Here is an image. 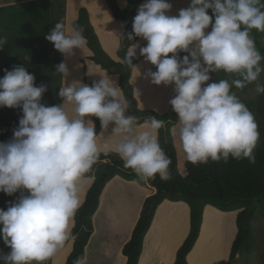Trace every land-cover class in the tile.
I'll use <instances>...</instances> for the list:
<instances>
[{
    "label": "clouds",
    "instance_id": "obj_1",
    "mask_svg": "<svg viewBox=\"0 0 264 264\" xmlns=\"http://www.w3.org/2000/svg\"><path fill=\"white\" fill-rule=\"evenodd\" d=\"M171 7L168 0H146L138 7L127 39L140 37L147 45L133 44L121 62L130 65L139 48L157 69L147 73L151 81L175 84L170 104L188 161L254 160L258 124L232 85L242 89L264 71L260 66L264 57L250 35L253 29L264 33V5L261 0H191L175 16L167 14ZM82 33V28L66 30L57 23L45 38L61 53L72 54L73 49L86 47ZM4 42L0 39V46ZM181 52L188 55L180 59ZM57 70L68 74L63 62ZM216 70L241 79L232 85L225 79L207 83L209 72ZM46 90L43 84L35 86V75L24 66L4 69L0 78V107L22 112L11 139L0 142V192L20 193L6 210L0 209V239L10 249L6 255L0 252L5 264H46L75 239L72 227L81 207L79 183L101 155L94 122L86 117L98 118L102 129L115 125L114 151L141 180L157 175L171 179V160L158 140L165 121L150 117L137 125L135 116L125 115L127 103L112 80L104 77L91 86L74 81L61 87L58 95L64 98L63 105L42 104ZM255 91L264 94V85L257 84ZM75 264H87V258Z\"/></svg>",
    "mask_w": 264,
    "mask_h": 264
},
{
    "label": "trees",
    "instance_id": "obj_2",
    "mask_svg": "<svg viewBox=\"0 0 264 264\" xmlns=\"http://www.w3.org/2000/svg\"><path fill=\"white\" fill-rule=\"evenodd\" d=\"M141 1L126 0L127 6L121 9L116 0H105L113 18L123 27L116 49L117 60L112 58L102 47L85 7L78 9L77 17L71 21V26L73 29H83L82 34L87 41L86 47L90 51L89 59L105 74L117 76V86L121 89L123 99L127 103L126 112L129 116L137 118V125L143 124L150 117L165 121V126L158 132V140L171 160L169 165L171 179L162 180L157 175L147 181L141 180L133 169L124 166L123 160L114 150H101L97 163L85 176L92 178V183L84 194L81 207L76 212L72 227V235L75 239H70L72 241L71 250L62 264H75L78 259L85 257V247L93 233V217L99 207L100 194L107 182L115 176L154 188L153 193L144 199L130 239L122 247V254L127 258L125 264H139L145 235L151 227L157 207L164 200L183 202L189 211L188 232L177 247L171 264H188L187 255L199 239L206 206H211L221 212L237 211L235 217L236 235L231 244L228 259L212 263L230 264L237 254L243 250L251 249V220L255 215L254 203L264 204V94L255 100H245L236 93L249 110L252 113L255 112L253 115L258 124L260 138L253 150L254 160L229 157L227 161L223 159L220 161L209 160L207 163L200 164H193L187 158L180 161L173 135L178 118L171 104L169 103L168 109L164 113L138 107L131 75L133 67L143 56L139 52L138 57L132 58L130 65L121 62L124 60L128 48L137 40L142 39L135 36L132 40L127 39V35L132 33L133 18L137 14ZM261 5H264V0H261ZM52 6L51 0H31L0 6V39L5 41L0 46V78L4 76V69L12 70L14 66H24L30 74L35 75V86L39 87L43 83L45 86H55L54 81L49 79V76L53 74L51 73L53 69L51 68L49 41L45 37L51 33L57 23L61 22L58 20V13L59 8L63 6H57L58 10L53 12ZM209 15H212L211 10H209ZM54 17L57 18L55 22ZM261 34L262 32L254 29L250 31L257 50L264 57V47L260 40ZM185 55L188 53L181 52L179 58L182 59ZM189 58L191 59V57ZM141 61L144 62L145 58ZM151 69L152 72L157 70L154 65ZM210 72L215 82L227 79L231 81L230 85H232L233 80L241 79L238 74L225 73L222 70ZM136 75L135 73L133 79ZM249 85L246 84L242 89L232 85V91L245 92ZM60 88H56L58 104L63 99L58 95ZM47 93L46 90L41 98V103L44 105L48 104ZM175 95L174 91L171 99ZM21 116L22 112L18 108L0 107V142L11 139L13 129L18 126ZM90 118L94 122L97 134H99L102 129L100 120L96 117ZM19 195L20 193H16L13 196H7L0 192V209L6 210L8 203L14 201ZM224 215L222 213V216ZM228 236L222 238L223 242L227 244L230 243ZM0 252L5 255L10 252L2 239H0ZM0 264H5V261L0 259Z\"/></svg>",
    "mask_w": 264,
    "mask_h": 264
},
{
    "label": "crops",
    "instance_id": "obj_3",
    "mask_svg": "<svg viewBox=\"0 0 264 264\" xmlns=\"http://www.w3.org/2000/svg\"><path fill=\"white\" fill-rule=\"evenodd\" d=\"M31 0H0V6L16 4ZM52 2L59 3V0H51ZM66 7V20L65 29H70L71 21L76 14V10H71L70 0H64ZM191 1V0H189ZM126 0L120 1L119 7H125ZM73 6L78 7L77 10L84 5L86 6L91 23L97 33L104 50L112 57H116V49L118 46L119 34L123 30V27L115 21L109 8L105 5L103 0H74ZM53 5V3H52ZM108 8V9H107ZM107 19L105 20V18ZM99 19V23L97 21ZM105 20V24L102 25L101 20ZM141 41L140 43H138ZM134 44H140V47L146 46L147 41L140 39ZM132 46V45H131ZM138 50V48H137ZM63 57L66 61V67L68 70L67 76H64V82L68 79H74L76 81L84 82L83 65H79L77 58H84L90 55V51L87 47L83 49H73L72 54L63 53ZM142 57L133 67L131 79L136 72L139 73L138 77L133 80L139 81V85L145 86L146 76L145 72L152 64ZM95 64V63H94ZM89 65V64H88ZM96 65V64H95ZM93 65L91 68L95 76L107 77L109 75H103L102 71L97 65ZM151 69V68H150ZM100 70V71H99ZM73 71V73H71ZM103 72V71H102ZM104 73V72H103ZM114 79H117L116 75H111ZM89 78H92L89 76ZM84 84V83H83ZM117 84V81H116ZM91 86V85H88ZM170 100L167 104L159 102L160 111L166 109L169 106ZM125 115L129 116L125 111ZM91 120V118H90ZM114 124L110 123L107 129H101L98 135V140H104L103 147L106 144L111 145L110 150H114V146L117 137L113 133ZM105 150V149H104ZM92 180L89 177H84L79 183L80 199L81 202L84 198V194L90 186ZM154 188L152 186H142L136 181L125 180L119 176L113 177L107 182L100 194L99 207L93 217V233L91 234L89 241L85 247V257L87 258V264H93L94 262H106L107 264H125L126 256L122 254L123 245L130 239L132 230L138 220L142 203L144 199L152 194ZM213 210L219 214L218 222V234H221V226L227 221H231L233 232L236 230L234 227L236 211L221 212L211 206H206L203 212V226H201L200 235L205 225L207 210ZM222 213L223 216L222 221ZM227 217V218H224ZM222 222V223H221ZM189 227V211L188 207L183 202H172L164 200L156 209L151 227L144 238L143 251L141 253L139 264H171L175 257L177 247L180 245L184 237L188 232ZM203 227V228H202ZM223 231V229H222ZM69 240L66 245L61 248L56 255L51 258L46 264H62L71 250V243ZM193 250V248H192ZM187 255L188 264H190V254ZM229 248L226 249L225 256H216L213 258L204 259L201 264H211L212 261L218 258L228 257ZM216 262V261H215Z\"/></svg>",
    "mask_w": 264,
    "mask_h": 264
},
{
    "label": "rangeland",
    "instance_id": "obj_4",
    "mask_svg": "<svg viewBox=\"0 0 264 264\" xmlns=\"http://www.w3.org/2000/svg\"><path fill=\"white\" fill-rule=\"evenodd\" d=\"M59 1H60L59 3L52 2L53 3L52 12L54 10H58L57 6H60V5L66 6L64 0H59ZM73 1L74 0H70L71 10H73V11L76 10L77 12L75 14V17L72 20H74L78 14V10H77L78 7L73 6V4H72ZM103 1L106 5L105 0H103ZM116 1L118 4L120 1L122 2L123 0H116ZM145 2H146V0H142L141 4H143ZM168 2L172 5V7H171V10L167 14L173 15V16L178 15L179 10H181L183 8H188L191 4V1H189V0H168ZM65 6L62 8H59V13H58V20L61 21L60 23H63L64 25H65V20H66V16H65L66 7ZM82 7H84V5ZM85 8H86V6H85ZM123 8H121V9H123ZM59 16H60V18H59ZM106 19H107V17L105 18V20ZM53 20L55 22V21H57V18L54 17ZM72 20H70V21H72ZM105 20H103V19L101 20L102 25L106 23ZM97 21L99 23L98 18H97ZM70 29H73V28L71 27ZM260 40H261L262 46L264 47V33L261 34ZM140 42L141 41H139L138 43H140ZM48 44L50 46L49 50H50L51 68L53 69L51 72L53 74L51 76H49V79H51V81H54L55 86L52 87L51 85L50 86L46 85V89L48 92L47 93L48 94L47 95L48 104L46 106L63 105L65 103L64 98L62 99V101L59 104L57 103L58 97L56 95V93H57L56 88L67 86L68 84H71L72 82H74L76 80L68 79L67 82H64V75L61 74L60 72H58V70H57V67L61 62L66 64V61L63 57L64 54L61 53L60 51L56 50L54 47V44L52 42L49 41ZM48 55H49V53H48ZM138 56H139V48H138V50H136V56L135 57H138ZM116 57H117V55H116ZM117 59H118V57L115 58V60H117ZM77 60L79 62V65H83V67H84L83 68V75H84V82L83 83L84 84L92 85L94 81H99L100 79H102V77H98L97 75L95 76L94 71L91 68H89L95 64L89 59L88 56H85L84 58H81V57L77 58ZM260 66L262 69H264V60L260 63ZM150 68H151V66L145 72V75L149 71H152V69H150ZM71 73H73V71ZM100 73L103 75H106L102 71H100ZM209 73H210L209 75L211 77L212 74H211V72H209ZM136 74L137 75L135 76V80L138 77L139 73L136 72ZM89 76H91L92 78H89ZM108 79L112 80L115 83V85L117 86V84H116L117 79H114L113 76H111V75L108 76ZM135 80L131 79V82L134 85V94H135V97L137 98L138 107H140L141 109H152L153 111H155L157 113H164L168 109V106L166 109L164 108V110L160 111L163 108L159 109L158 104H159V102H163L165 104V103H167L168 100H171L173 93L175 91V84L173 83V84H169V85H164V84L155 85L151 81V78L148 75L146 76L145 86L139 85V81L137 82ZM211 82H215V79L213 77H211L210 81H208L207 83H211ZM228 82L230 83L231 81L228 80ZM44 84L45 83H43V85ZM257 84L264 85V71L261 72L257 81H255L249 85V87L247 88V90L245 92L240 93V92H237L236 90L233 92L240 95V97L242 99L255 100V99H258V97L262 95V94H257L255 91ZM166 105L167 104H165V106ZM71 107H72L71 105L68 106L69 111H70V115L73 114L71 111ZM253 114H255V112H253ZM85 119L90 120V117H86ZM178 128H179V123L176 124V128L174 130L175 133L173 135H174V143H175V145L178 149V153H179L178 157H179L180 161H182L183 159L186 158V154L183 150L181 141L179 139ZM103 143H104V140H98V144H99L101 150L105 149V147H103ZM91 180H92V178H91ZM254 208H255V215H254L253 219L251 220V226H252L251 249L250 250H243L242 252L237 254L236 258L234 260H232L230 264H264V204H262L260 202H255ZM224 218H227V217H224ZM222 221H223V216H222ZM234 227H235V224H234ZM222 229H223V235H222ZM235 235H236V230L233 232L231 221H227L225 224L223 223V225L221 226V234H219L217 236L218 239L215 240L216 244L218 243L217 246L219 248L218 256H225V253H226L225 250L227 248H229V250H230L231 244L233 242ZM227 236H228V239H230L229 244L223 242V240H222V238H224V237L226 238ZM225 247H226V249H225ZM224 259H228V257L218 258V259L212 261V263L215 261H221ZM93 264H107V263L104 261V262H94Z\"/></svg>",
    "mask_w": 264,
    "mask_h": 264
},
{
    "label": "bare ground",
    "instance_id": "obj_5",
    "mask_svg": "<svg viewBox=\"0 0 264 264\" xmlns=\"http://www.w3.org/2000/svg\"><path fill=\"white\" fill-rule=\"evenodd\" d=\"M218 217L219 214L217 212H213L210 209L207 210L204 228L202 227L200 238L190 254V264H201L205 258L208 260L210 257L213 258L219 254L218 243L216 244L215 242L219 235L217 232V223L219 226Z\"/></svg>",
    "mask_w": 264,
    "mask_h": 264
}]
</instances>
